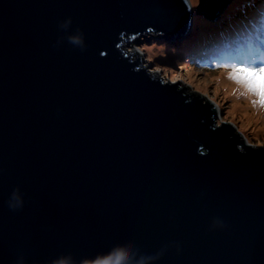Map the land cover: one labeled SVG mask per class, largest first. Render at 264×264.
I'll list each match as a JSON object with an SVG mask.
<instances>
[{
  "label": "water",
  "instance_id": "95a60500",
  "mask_svg": "<svg viewBox=\"0 0 264 264\" xmlns=\"http://www.w3.org/2000/svg\"><path fill=\"white\" fill-rule=\"evenodd\" d=\"M233 1L0 0V264H264V149L124 47Z\"/></svg>",
  "mask_w": 264,
  "mask_h": 264
},
{
  "label": "rangeland",
  "instance_id": "374dc122",
  "mask_svg": "<svg viewBox=\"0 0 264 264\" xmlns=\"http://www.w3.org/2000/svg\"><path fill=\"white\" fill-rule=\"evenodd\" d=\"M254 2L255 0L233 1L224 14L231 11V6L234 3V5L239 3L241 16L238 19H231L229 21L227 19L224 24L226 26L228 24V27L225 29H219L218 27L220 26L209 29V22L200 19L201 16L196 15L193 22L195 28L186 38H174L175 40H173L170 37L165 38V36L156 37L155 33L148 32L145 36L137 37L131 41L133 42L131 46L128 47V44L125 43L124 47L128 52L138 51L140 54H143L148 67L151 64L153 65V68H149L151 73L159 72L161 75L160 78L164 82L178 84L186 93L200 94L209 98L215 96V103L223 117V121L225 123L237 124V130H242L244 136L248 137L253 143H256L258 139L264 140V121H260L253 115L246 114L239 107H232L233 101L227 99V102H225L226 98L223 96V93L216 95L217 86L214 84L209 86L211 81L209 78H206L208 74L200 71V66L211 67L213 60L218 61L219 57L223 56L219 52L218 47L220 48L219 43L222 44L225 42L220 41L219 38H224L227 33L228 35L230 34L229 30L232 29L230 26L238 29L245 28L241 33L244 35L257 30L256 28L260 29L262 27L264 19L258 17V15L261 9H263L264 0H257L255 4ZM189 3H191V7L194 10L198 7L199 0H190ZM244 11H246V15L243 14ZM247 15H252L255 19L249 18L248 22H244ZM199 27H202L201 31L197 29ZM247 27L250 29H247ZM226 42L228 44L224 48V51L228 52L236 46L238 41L237 38L232 37L226 40ZM161 47L164 48L166 55L160 53ZM183 50L184 52L181 54ZM251 60L253 61V59ZM236 62L251 63L245 59ZM186 64L189 65L181 70ZM191 64L197 65V67L193 68ZM211 75L215 74L213 73Z\"/></svg>",
  "mask_w": 264,
  "mask_h": 264
},
{
  "label": "clouds",
  "instance_id": "9594fccd",
  "mask_svg": "<svg viewBox=\"0 0 264 264\" xmlns=\"http://www.w3.org/2000/svg\"><path fill=\"white\" fill-rule=\"evenodd\" d=\"M71 24L72 19L69 18L64 22L63 27L67 28ZM149 31H152V29ZM155 36L159 37L160 34ZM67 39L70 43L76 45L83 44L84 42V37L79 32L68 35ZM132 43H130V46ZM160 53L166 55L163 47L160 48ZM211 64V67L200 66V71L208 74L206 78H209L211 81L209 86L212 84L217 86L216 95L223 93V96L226 98L225 102H227V99L233 101L232 107H239L246 114L253 115L260 121H264V63L260 62L258 57L255 63H238L229 56H221L218 61L213 60ZM188 65H184L181 70ZM191 66L193 68L197 67L194 64H191ZM213 73L215 75H211ZM212 99L215 103V96ZM223 122L222 120L221 123ZM247 144L253 149H264V140L258 139L256 143L249 140ZM25 197L26 193L17 187L12 192L9 207L13 210L23 208ZM123 254L129 257V264H152L153 260L156 259V257L149 256H141L139 259H136L138 253L135 251ZM49 264H70V256L62 255L50 261ZM79 264H90V259H85L79 262Z\"/></svg>",
  "mask_w": 264,
  "mask_h": 264
},
{
  "label": "trees",
  "instance_id": "16d2710c",
  "mask_svg": "<svg viewBox=\"0 0 264 264\" xmlns=\"http://www.w3.org/2000/svg\"><path fill=\"white\" fill-rule=\"evenodd\" d=\"M256 1L257 0H255V2ZM255 2H254V4H255ZM239 8H240L239 3H237L236 5H233L230 9L231 11L225 13V15L217 23L218 25L209 23V25H210L209 29L211 27H212V29H214L217 26H220V27H218L219 29L227 28L228 25L226 26L224 24V22L227 19H228L227 21H229L231 19H238L241 16ZM245 12L246 11H244L243 14H245ZM258 17H260L261 19H264V4H263V9H261ZM200 19H202V18H200ZM194 28H195V26L193 27V30H194ZM230 28H232V29H230L231 32L228 35V38L224 37L225 40H224V38H219L220 41L225 42L222 44L219 43L220 48L218 47V49L220 50L219 52H221L223 56L228 55L229 57L235 59V61H241V59H245V60H249L250 62H252L251 59L256 60L258 55H260L262 60H264V22H263L262 27L260 29L256 28L257 30L249 32L245 35L241 34L245 28L242 30H237L236 28L231 27V26H230ZM197 29H200V31H201L202 27L201 28L199 27ZM197 29H195V30H197ZM247 29H250V28L247 27ZM193 30H192V32H193ZM232 37L237 38L238 42H237L236 46L228 52L224 51V48H226L227 44H228V42H226V40H228ZM170 43H172V42H170Z\"/></svg>",
  "mask_w": 264,
  "mask_h": 264
},
{
  "label": "bare ground",
  "instance_id": "6f19581e",
  "mask_svg": "<svg viewBox=\"0 0 264 264\" xmlns=\"http://www.w3.org/2000/svg\"><path fill=\"white\" fill-rule=\"evenodd\" d=\"M249 18H252V19H255L254 18V16L252 17V15H247L246 16V18H245V20H244V22H248V19ZM227 24V23H226ZM218 25V24H217ZM228 25V24H227ZM237 30H242V28H239V29H237ZM230 32H231V30H230ZM225 33H227V32H225ZM226 38H228V33H227V35L225 36ZM181 42V41H180ZM130 43H132L131 41H130ZM183 52H184V50L181 52V54H183ZM133 53H138L139 54V52L138 51H134ZM183 57V56H182ZM180 58V57H179ZM153 75H154V77H161V75H160V73L159 72H156V73H153ZM180 86V85H179ZM219 112V111H218ZM223 120V117H222V115L221 114H219V123ZM264 124V123H263Z\"/></svg>",
  "mask_w": 264,
  "mask_h": 264
},
{
  "label": "snow or ice",
  "instance_id": "6c2138e0",
  "mask_svg": "<svg viewBox=\"0 0 264 264\" xmlns=\"http://www.w3.org/2000/svg\"><path fill=\"white\" fill-rule=\"evenodd\" d=\"M150 30V29H149ZM104 55H107V53H105Z\"/></svg>",
  "mask_w": 264,
  "mask_h": 264
}]
</instances>
